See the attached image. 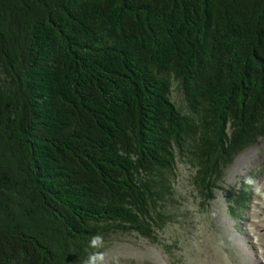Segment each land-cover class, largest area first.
Returning a JSON list of instances; mask_svg holds the SVG:
<instances>
[{"label": "trees", "instance_id": "trees-1", "mask_svg": "<svg viewBox=\"0 0 264 264\" xmlns=\"http://www.w3.org/2000/svg\"><path fill=\"white\" fill-rule=\"evenodd\" d=\"M260 138L264 0H0V264L157 242L177 160L211 201ZM247 188L226 191L234 212Z\"/></svg>", "mask_w": 264, "mask_h": 264}, {"label": "rangeland", "instance_id": "rangeland-1", "mask_svg": "<svg viewBox=\"0 0 264 264\" xmlns=\"http://www.w3.org/2000/svg\"><path fill=\"white\" fill-rule=\"evenodd\" d=\"M172 99L185 104L176 87ZM195 168L177 160V217L153 242L135 232L103 239L104 264H264V138L239 152L226 168L214 198L205 201L193 185ZM246 183V207L230 208L227 190Z\"/></svg>", "mask_w": 264, "mask_h": 264}, {"label": "clouds", "instance_id": "clouds-1", "mask_svg": "<svg viewBox=\"0 0 264 264\" xmlns=\"http://www.w3.org/2000/svg\"><path fill=\"white\" fill-rule=\"evenodd\" d=\"M89 246L96 249L101 248L103 246V237L101 235L92 236ZM100 255L101 253L99 251L91 253L85 261V264H104L103 260L96 259Z\"/></svg>", "mask_w": 264, "mask_h": 264}]
</instances>
